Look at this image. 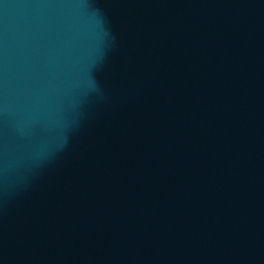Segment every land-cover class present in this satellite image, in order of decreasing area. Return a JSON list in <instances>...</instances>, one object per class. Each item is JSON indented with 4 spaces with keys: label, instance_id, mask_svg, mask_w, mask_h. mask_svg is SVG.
Returning <instances> with one entry per match:
<instances>
[{
    "label": "water",
    "instance_id": "obj_1",
    "mask_svg": "<svg viewBox=\"0 0 264 264\" xmlns=\"http://www.w3.org/2000/svg\"><path fill=\"white\" fill-rule=\"evenodd\" d=\"M0 264H264V0H0Z\"/></svg>",
    "mask_w": 264,
    "mask_h": 264
}]
</instances>
